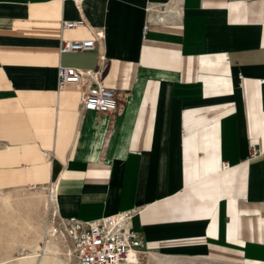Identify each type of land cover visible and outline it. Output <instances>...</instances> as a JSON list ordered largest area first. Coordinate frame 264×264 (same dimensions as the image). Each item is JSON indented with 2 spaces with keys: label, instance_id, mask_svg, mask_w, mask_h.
<instances>
[{
  "label": "crops",
  "instance_id": "crops-1",
  "mask_svg": "<svg viewBox=\"0 0 264 264\" xmlns=\"http://www.w3.org/2000/svg\"><path fill=\"white\" fill-rule=\"evenodd\" d=\"M60 65L100 66L117 108ZM47 185L61 218L139 209L140 264H264V0H0V190Z\"/></svg>",
  "mask_w": 264,
  "mask_h": 264
},
{
  "label": "built area",
  "instance_id": "built-area-1",
  "mask_svg": "<svg viewBox=\"0 0 264 264\" xmlns=\"http://www.w3.org/2000/svg\"><path fill=\"white\" fill-rule=\"evenodd\" d=\"M78 6L82 0H73ZM84 22L64 21V26L75 27ZM102 32H96L94 39L62 40L61 52H77L93 50ZM101 57V60H104ZM104 70L81 69L73 66L58 67V84L60 88L68 83L75 84L81 92V108L85 111L106 112L117 108L118 96L114 88L103 82ZM50 193H57L50 185ZM57 205V204H56ZM139 212L133 208L102 216L94 220H81L76 217H57L55 232L61 233L67 240L69 251L73 257L72 264H138L139 253L142 252L143 236L133 229L132 220Z\"/></svg>",
  "mask_w": 264,
  "mask_h": 264
},
{
  "label": "rangeland",
  "instance_id": "rangeland-1",
  "mask_svg": "<svg viewBox=\"0 0 264 264\" xmlns=\"http://www.w3.org/2000/svg\"><path fill=\"white\" fill-rule=\"evenodd\" d=\"M44 187H45V189H42ZM38 188H41V189H38ZM33 192H38L36 194L37 198H35V196L32 194ZM49 193H50V185H47V186H31V187L26 186V188L23 187V188H15V189H10V190H0V195L11 196L10 202H8L7 205L0 202L1 203L0 205H2V206H0V221L6 222V226H4V227L2 226V231H4L5 234L3 236L0 235V237L3 240L4 236H6V243L8 240L15 239L16 237L19 239L17 244L15 243V245L13 246V249L8 250L7 255H10V256L19 255V254L23 253L24 251L29 250L28 247H25L23 245V243H22L23 239L22 238H24V236L26 239L28 237L30 238L33 234V233L30 234L29 232H27L29 230L27 228V224L24 222L23 218H20V214L18 212H16V210H20L22 212L21 214L25 215L24 218L25 217L30 218V216H31L32 218L36 219V222H37V220H40L42 223V226H45L43 224H46V226H45L46 228L41 226L42 228H41L39 234H41V231H42L43 235H45V234L47 235V228H48V226H50L52 220H53L52 223H53L54 227L57 228L56 227V221H57L56 217H58V215L56 214L57 212L54 209V205L51 203L50 207H49L50 210L48 209L47 213H46V206L43 205L44 203L42 204V203L38 202V200L40 198L39 196H44V194L46 196ZM24 198H26V199H24ZM28 199L30 201L33 199L35 205L32 203V201L29 202ZM30 203H32V204H30ZM42 229L44 230L45 233L43 232ZM12 234L16 235V236H12ZM39 236H37V234H35V237L39 238ZM3 242H4V240H3Z\"/></svg>",
  "mask_w": 264,
  "mask_h": 264
},
{
  "label": "bare ground",
  "instance_id": "bare-ground-1",
  "mask_svg": "<svg viewBox=\"0 0 264 264\" xmlns=\"http://www.w3.org/2000/svg\"><path fill=\"white\" fill-rule=\"evenodd\" d=\"M38 189H41V188H38ZM42 189H45V188H42ZM37 193L38 192H33L32 193L35 196V198H37L36 197ZM39 197H40L39 200L41 202L38 199L37 200H38L39 203H42V204L44 203L43 205L46 206V213H47L48 209L50 210L49 207H50L51 203L54 205V209L56 210L55 196L52 197L51 193H49L46 196L44 194V196H39ZM10 198H11V196L0 195V202L7 205L8 202H10ZM26 198H24V199H26ZM31 201L34 204L33 199ZM31 201L29 200V202H31ZM32 203H30V204H32ZM0 206H2V205H0ZM16 212H18L20 214V218H23L24 222L27 224V228L29 229L27 232H29L30 234L31 233H33V234H32V236L30 238L29 237L27 238L28 240L25 238V236H24V238H22L23 239V242H22L23 245L25 247H28L29 250H26V251H24L23 253H21L19 255H12V256L8 255V257L5 258L6 259L5 263L6 264H37L40 261V264H68L67 260H66V263H65L63 258L58 259L56 257L57 256V252L59 250H56L53 247V244H52L53 240L56 238V236H59L60 239L63 242L65 240H64V236L61 233L55 232L56 228L54 227V225L52 223L53 220L51 221L50 226H48V228H47V235L46 234L43 235L42 231H41V234H39V233H40L41 228L45 227L46 224H43L45 226H42V223H41L40 220H37V222H36V219L32 218L31 216H30V218H27V217L24 218L25 215H22L21 214L22 212L20 210H16ZM43 232H44V230H43ZM35 234H37V236L40 235L39 236L40 239L35 237ZM12 236H16V235L12 234ZM18 241H19V239L17 237L15 239L7 241V243H6L7 253H8V250L13 249V246L15 245V243L17 244ZM0 243H3V240L1 239V237H0ZM2 245H4V244H2ZM68 251H69V249H68ZM73 261L70 264H72ZM2 262H4V260H2ZM138 264H140V260H139Z\"/></svg>",
  "mask_w": 264,
  "mask_h": 264
}]
</instances>
